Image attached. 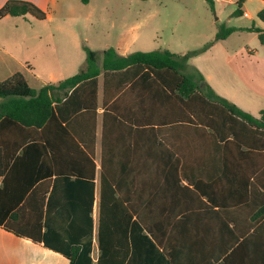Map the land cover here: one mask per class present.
I'll list each match as a JSON object with an SVG mask.
<instances>
[{"label": "trees", "instance_id": "16d2710c", "mask_svg": "<svg viewBox=\"0 0 264 264\" xmlns=\"http://www.w3.org/2000/svg\"><path fill=\"white\" fill-rule=\"evenodd\" d=\"M205 3L213 11V0ZM27 15L40 21L46 17L29 1L8 0L0 8V18ZM257 17L264 23V10ZM251 30L264 50V30ZM231 31L184 56L167 50L121 56L113 48L94 52L83 45V68L64 80L33 89L16 72L0 81V177L23 145L35 143L48 150L56 178L89 179L93 190L102 77L97 264H264V109L256 118L216 96L201 75L195 80L182 71L187 59ZM195 159L207 162V168L186 163ZM203 169L208 171L205 180L198 179ZM160 174L168 190L186 179L188 186L180 190L192 194L198 212L155 210ZM138 183L146 194L139 212L122 192L135 193ZM49 188L46 180L26 198L16 197L20 205L5 229L43 242L69 264H91L88 246L79 252L76 241L65 235H41L39 221ZM117 192L131 210L129 218L135 217L130 243L129 223L115 218L107 204ZM32 216L38 221L35 227H17ZM116 235L124 236L123 246L114 243Z\"/></svg>", "mask_w": 264, "mask_h": 264}, {"label": "crops", "instance_id": "0c3cea01", "mask_svg": "<svg viewBox=\"0 0 264 264\" xmlns=\"http://www.w3.org/2000/svg\"><path fill=\"white\" fill-rule=\"evenodd\" d=\"M7 1L8 0H0V8ZM23 1H29L35 4L38 8L45 12L46 17L41 21L29 15L24 17L5 16L0 18V38H2L0 42L3 44L1 45L0 43V81L8 78L16 72H21L23 76L26 77L25 72L31 74L32 69L36 71L37 68L35 67V61L30 55L32 52V46L34 43H36L35 40L41 41L44 36L46 38L53 37L55 30L58 32H66L67 30H71L75 26V23L79 20L87 22V26L91 28H99L101 26L105 27L106 31L113 30L115 26L113 20L105 18L104 15L96 14V10L92 5V0ZM184 1L188 2V0ZM202 1L204 3V9L201 8L203 11L196 15V19H198L200 22L199 30L201 31H199V36L210 38L215 37L219 33L224 35L226 34L227 30H232L226 38L236 32L254 33L257 38V34L251 29L258 28L264 30V23L257 17L258 13L264 10L263 0H244L240 5H237L238 0H213V11L207 7L205 0ZM81 6L85 7L88 11L85 14H76L73 8L79 9ZM209 12L215 17V19L211 18V16L208 14ZM147 17L150 19V16ZM136 18V23L140 21H146L145 15H139V17ZM242 19L249 21L251 25L248 26L245 24H240V20ZM48 21L55 24L53 30L49 29L47 32H40L39 30L34 29L35 25H42V23ZM121 21H125V19H122ZM220 21L222 24L218 25ZM225 21L228 23H225ZM121 27L124 28L126 25L124 24ZM134 28H136L135 25L130 29ZM20 31L21 34L19 36V41L18 32ZM72 32L74 34L76 33L75 31H70V33ZM226 38L214 42L212 46L209 47L210 49L208 52L212 51L216 57L222 53L225 63L232 59L236 64H238V66L244 69L246 80H249V83H253L252 86L254 87L252 88H254L255 93L261 98H264V54L257 55L256 49L253 51V49H247L246 47H238L235 49L232 48L230 51H228V49L222 45ZM260 47L262 48L261 45ZM114 50L121 56H127L129 55L128 52H130L127 49L126 43L118 44L117 48ZM261 52H264L263 48L261 49ZM19 53L26 54L24 59L19 57ZM243 53H245V56ZM216 61H218V58ZM252 67L255 69L253 70ZM47 78L49 79V82L45 83L43 86L49 83H56L58 81L64 80H58L52 77L51 74ZM205 78L207 80L208 77ZM206 84L212 89V87L207 82ZM101 101L102 77H99L97 97L98 117L95 130L93 158V162L95 164L94 177L92 180L93 190H91L90 186L86 183V180L89 179L75 182V177L73 176L68 177V179H59L61 177L56 178L51 167L48 150L35 143L23 145V147H21L15 153V157L12 160L6 162L7 168L4 175L0 177V232L9 238L15 246V249L8 254V260L10 264H69L65 256L59 252L53 251L49 247L44 246L43 242L35 243L28 237L18 236L15 233L5 229V225L8 223L10 215L14 213V211L20 205V203H17L16 205L15 198L22 195L26 198L32 189L46 180L50 181V188L45 194L43 213L41 220L39 221L41 225V235H45L47 233L57 236L65 235V237H69L76 241V244L79 246V252L84 251L88 246V257L91 260V264H97L98 258L101 254V251L98 248L100 170L102 151ZM186 163H189L188 165H191L192 168L196 165L199 170H202L203 165L205 168H207L208 165L206 164L207 162L196 159L187 161ZM180 166L178 170L180 169ZM203 170L204 173L198 176V179L205 180V174H207L208 171L206 172V169ZM178 178H171V181H177ZM156 179L158 181V187L154 191V194L155 196H158L159 200L156 201L154 205L157 204L159 208H155V210L162 212H177L178 214H189L195 211L198 212V209H194V205L192 204V194L186 190H180L182 187L188 186L186 179H181L178 184L179 188L174 186L172 187V190H168L164 184L163 180L166 178H164L163 174L157 176ZM122 192L124 196L130 198L128 200H132L134 211L135 207L137 212L144 210V206L146 205V194L143 190V187L139 185V183L137 184L135 193L130 189H124ZM113 195L114 200H110L107 203L110 207V211L115 216V218L121 221V223L123 221L129 223L127 229V242L126 240L124 241V236L122 235H116V239L114 241L116 245L118 244L123 246L125 242L130 243V224L135 220V217L133 215L131 219L129 218L131 210L126 203V200H123L118 192L114 193ZM161 199H164V201ZM205 200V198H202V201ZM37 222V218L32 216L31 218H28L26 222L20 221L16 225L20 228H29L31 226L35 227L36 224H38ZM113 227L114 226L112 225V228ZM116 227L119 226L116 225Z\"/></svg>", "mask_w": 264, "mask_h": 264}, {"label": "rangeland", "instance_id": "374dc122", "mask_svg": "<svg viewBox=\"0 0 264 264\" xmlns=\"http://www.w3.org/2000/svg\"><path fill=\"white\" fill-rule=\"evenodd\" d=\"M92 5L96 14L104 15L105 18L114 21L113 30L106 31L102 26L91 28L87 26V22L79 20L71 30L66 32L55 30L53 37L44 36L41 41L35 40L36 43L32 46L30 55L35 61L37 70L32 69L31 74L25 72V78L30 87L40 89L49 82L47 77L50 74L59 80L77 73L85 63L83 45L91 51L101 52L108 48L116 49L118 44L126 43L130 51L128 54L135 51L168 50L184 56L188 52L202 49L208 41L211 42L215 38L199 36L200 22L196 19V15L203 11L201 8L204 9L202 0H188V2L184 0H92ZM73 10L76 14H85L88 11L83 6ZM208 14L215 19L210 12ZM139 15H145L146 21L136 23V17ZM147 16H150V19ZM122 19L125 21H121ZM225 23L228 22L225 21ZM124 24L126 27H121ZM221 24L220 21L218 25ZM240 24L251 25L249 21L243 19L240 20ZM134 25L136 28L130 29ZM54 27L55 24L48 21L42 25H35L34 29L47 32ZM70 31L76 33H70ZM20 34L21 31L18 32L19 41ZM222 45L228 51L232 48L246 47L253 51L256 49L257 55L264 54L254 33L236 32L226 38ZM209 49L187 59L183 64V72L195 80L198 79V75L203 76L216 96L258 117V112L264 109V98L257 95L252 88L253 83L246 80L244 69L232 59L225 63L222 53L216 57L212 51L208 52ZM243 55L245 56V53ZM25 56V53H19L21 59ZM217 58L218 61H216ZM252 69L255 68L252 67ZM205 77H208L207 80ZM14 249V243L0 232V264H10L8 254Z\"/></svg>", "mask_w": 264, "mask_h": 264}]
</instances>
